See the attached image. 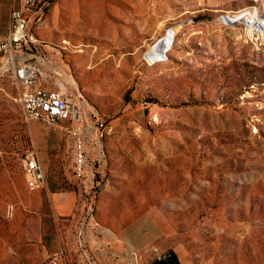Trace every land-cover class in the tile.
Here are the masks:
<instances>
[{"label": "rangeland", "instance_id": "374dc122", "mask_svg": "<svg viewBox=\"0 0 264 264\" xmlns=\"http://www.w3.org/2000/svg\"><path fill=\"white\" fill-rule=\"evenodd\" d=\"M39 10L29 52L104 126L87 134L92 179L75 178L71 137L25 115L0 54V264H264V30L251 25L264 0ZM31 150L36 188L23 173Z\"/></svg>", "mask_w": 264, "mask_h": 264}, {"label": "built area", "instance_id": "2783aa9c", "mask_svg": "<svg viewBox=\"0 0 264 264\" xmlns=\"http://www.w3.org/2000/svg\"><path fill=\"white\" fill-rule=\"evenodd\" d=\"M41 1L21 0L20 6L10 9V28L0 35V54L21 88L18 101L25 115L53 125L62 124L72 139L73 176L87 181L94 175L87 134L96 127L103 128L104 124L101 120L94 123L84 120L81 107L69 99L65 85L48 69L49 60L29 52L27 45L34 42L28 35L29 16L40 11ZM64 121L68 123L63 125ZM23 173L30 188L45 181L43 167L33 150L23 155Z\"/></svg>", "mask_w": 264, "mask_h": 264}, {"label": "crops", "instance_id": "0c3cea01", "mask_svg": "<svg viewBox=\"0 0 264 264\" xmlns=\"http://www.w3.org/2000/svg\"><path fill=\"white\" fill-rule=\"evenodd\" d=\"M21 0H0V35L8 32L10 28V9L13 6H20ZM138 264V263H137ZM148 264H180L173 258L157 259Z\"/></svg>", "mask_w": 264, "mask_h": 264}, {"label": "bare ground", "instance_id": "6f19581e", "mask_svg": "<svg viewBox=\"0 0 264 264\" xmlns=\"http://www.w3.org/2000/svg\"><path fill=\"white\" fill-rule=\"evenodd\" d=\"M251 25H252V29L255 31L256 30H264V21L263 20H256L255 19V20H253ZM171 37H172V32L166 37L167 43H165L163 40H161L159 43L155 44L151 48V50L148 52L149 58L157 59L161 56L160 59H162L166 53V50L168 49Z\"/></svg>", "mask_w": 264, "mask_h": 264}, {"label": "trees", "instance_id": "16d2710c", "mask_svg": "<svg viewBox=\"0 0 264 264\" xmlns=\"http://www.w3.org/2000/svg\"><path fill=\"white\" fill-rule=\"evenodd\" d=\"M166 258V257H165ZM168 258V257H167ZM171 258H173V257H171ZM174 260H175V258H173Z\"/></svg>", "mask_w": 264, "mask_h": 264}]
</instances>
